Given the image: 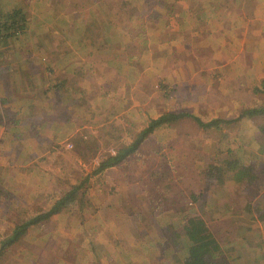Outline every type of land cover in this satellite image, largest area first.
Wrapping results in <instances>:
<instances>
[{"label":"rangeland","instance_id":"obj_1","mask_svg":"<svg viewBox=\"0 0 264 264\" xmlns=\"http://www.w3.org/2000/svg\"><path fill=\"white\" fill-rule=\"evenodd\" d=\"M15 6L29 24L0 42V264H185L198 217L224 264H264V116L164 123L94 174L164 114L264 106V0H0V15Z\"/></svg>","mask_w":264,"mask_h":264},{"label":"trees","instance_id":"obj_2","mask_svg":"<svg viewBox=\"0 0 264 264\" xmlns=\"http://www.w3.org/2000/svg\"><path fill=\"white\" fill-rule=\"evenodd\" d=\"M2 12H4V14L0 15V42L7 45L8 40L19 39V37L24 34L28 27L29 19L22 6H15L9 10L3 9ZM254 116H264V106L248 108L237 119L224 120L222 118H216L208 122L185 112L164 114L158 119L151 121L150 125L141 131L137 139L130 145L119 149L115 155H110L107 158L101 159L94 174H99L105 169L120 165L131 154L139 149L140 145L154 128L164 123H170L184 117H193L196 122L204 128H222L224 124L237 122L242 118H250ZM89 178L90 175H87L81 183L74 185L72 189L58 200L48 211L39 213L37 216L24 221L23 223L16 224L12 230V235L2 243V246L7 247L14 243L30 226L38 224L48 219L50 216L61 212L71 202H74L77 193L82 187L87 185ZM259 218L264 222V215H261ZM184 229L185 236L195 243L191 249H189L185 264H224V258L222 259L218 256L220 252L219 243L203 218L198 217L189 219ZM226 261L228 260L226 259Z\"/></svg>","mask_w":264,"mask_h":264},{"label":"crops","instance_id":"obj_3","mask_svg":"<svg viewBox=\"0 0 264 264\" xmlns=\"http://www.w3.org/2000/svg\"><path fill=\"white\" fill-rule=\"evenodd\" d=\"M248 11V10H247ZM251 15H247V14H243V18L247 21V22H249V21H251L252 19H251ZM242 33H244L245 35H246V37L247 36H251L252 37V34L255 32V30L254 29H252V30H249L248 28H245V29H243L242 31H241ZM236 36V35H235ZM202 38V35H201V33H199V34H196V37H195V39H201ZM250 45H251V43H250ZM252 51H253V54H255V50L254 49H252ZM109 64H110V67H112V59H109L108 61H107ZM255 68V67H254ZM256 70H258V71H260V67H259V64L256 66V68H255Z\"/></svg>","mask_w":264,"mask_h":264}]
</instances>
